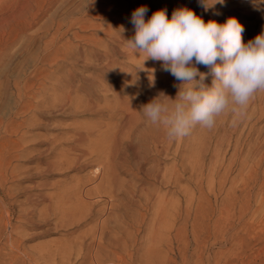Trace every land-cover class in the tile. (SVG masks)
<instances>
[{
  "label": "rangeland",
  "instance_id": "obj_1",
  "mask_svg": "<svg viewBox=\"0 0 264 264\" xmlns=\"http://www.w3.org/2000/svg\"><path fill=\"white\" fill-rule=\"evenodd\" d=\"M181 1L183 0H139L133 3L132 0H0V249L2 248L0 260L3 261L1 264H9L13 240L23 242L35 255L41 249L45 253L54 251L82 237H86L87 242L91 241L87 234L95 228L101 219L100 216L92 219L82 216L65 221V215L61 210L64 209L70 192L83 187L90 178L95 177L96 173L93 172L96 163H99L98 155H82L83 151L77 149L79 146L76 137L80 132L94 131L95 136L89 141V145L96 143L95 145L104 151L108 147L106 133L108 134L107 123L111 116L107 98L115 99V89L121 87L122 83L132 79L138 82L140 79L141 56L128 46L127 41L135 34L131 23L133 11L141 6L146 7L147 20L155 11L165 9L171 18L173 11L178 8L187 7L193 10L198 0H184V3ZM93 2H100L105 9L104 12L89 13V5ZM125 4L129 7L127 8ZM234 12L243 25L254 24L259 13L264 12V0H248ZM37 13L38 18L35 16ZM54 19L66 20V30L73 24L69 34L64 38V42L72 39L73 48H64L63 43L59 42L56 60L54 56H45L51 50L57 49L52 45L46 46L51 36L44 29L37 33L47 22ZM31 22H34V25L29 27L28 23ZM261 25L264 26V21L254 27L255 30ZM82 26L86 27V30L82 29ZM75 31L81 33L82 38H73ZM251 39L253 38L247 37L244 41ZM88 49L103 55L109 53V56L98 58L90 53L87 59L76 57ZM124 51L126 54H123ZM110 56L117 61L113 70L116 74L112 73L113 75L108 74L104 68L107 58L111 59ZM108 80L113 81L114 85ZM211 82L212 77L209 76L205 83L210 86ZM233 115L231 113L226 122L227 129ZM119 118L120 116H117L113 121L117 122ZM215 144L211 145V153L206 159L207 169L204 176H201V172L194 174L190 168L180 180L163 186L165 191H170L173 195L170 197L176 204L181 202L187 207L190 204L191 193L199 184L188 230L184 232L187 235L184 237L181 234V238H175V232H172L171 240L169 237L163 239L166 242L157 239L155 251L151 249L155 253L151 254L147 252L149 248L147 244L150 243L146 231L132 237L133 240L128 241V246L131 253L136 252L133 261L130 260L133 263L137 262L134 264H146L153 258H158L156 259L158 264H186V259H190L191 264H196L198 255L207 257L218 252L219 255L233 256L239 251V246H233L230 242L228 245L223 243L224 236L231 237L233 230L232 223L222 215V208L229 199L220 190L219 177L215 180V185L214 181H211L212 167L215 164L212 150L215 149ZM129 147L130 144H126V148ZM182 153L186 154L187 150H183ZM157 161L162 166L170 167L177 160L173 154L152 157L146 164L140 166L141 171L150 172L151 177H154L156 167L153 166H156ZM239 175L238 168L233 171L231 177L237 178ZM122 177L128 179V172ZM151 177L147 185L153 183ZM95 200L97 198L91 201ZM106 205L107 202L101 204L103 207ZM229 208L232 213L231 205ZM142 213L146 214V211L142 209ZM229 213L226 215L231 217ZM123 219L121 225L129 228L127 225L131 222V214ZM139 228L137 224L135 230ZM240 233L243 237L250 234L256 239L263 235L260 227L250 231L242 230ZM158 248L163 251L160 252ZM75 254L65 259L60 254L53 262L79 264ZM105 264L117 263L108 258Z\"/></svg>",
  "mask_w": 264,
  "mask_h": 264
},
{
  "label": "bare ground",
  "instance_id": "obj_2",
  "mask_svg": "<svg viewBox=\"0 0 264 264\" xmlns=\"http://www.w3.org/2000/svg\"><path fill=\"white\" fill-rule=\"evenodd\" d=\"M137 1L139 0H132L133 3ZM247 1L224 0L223 4L217 3L214 7L205 10L201 4V0H198L195 2L193 10L198 15H202L205 21L215 19L217 22L223 23L229 17H236L237 14L234 10L243 6ZM209 2H212V0H209ZM181 3H184V0ZM125 6L129 7L127 4ZM103 10L105 9L100 2H93L89 5V13L104 12ZM35 16L38 18V13ZM225 16L229 17L226 18ZM66 18L69 19L68 17ZM262 21H264V12L259 13V17L254 24L249 23L248 25H244V40L247 37L254 38L257 34L264 31V26L262 25L259 26L258 30L254 28ZM28 24L31 27L34 25V22ZM72 26L73 24L66 30V20L54 19L47 22L37 33L44 29L51 36V40L47 41V47H51L50 45H52V47L57 48L60 42L63 43L62 46L64 48H69L73 45L72 39H67L64 42V38L66 34H69ZM82 27V29L86 30V27ZM73 38H82V35L78 31H75ZM75 49L76 47L73 50ZM58 52L57 48L56 51L51 50L45 56H54L55 58ZM125 52L123 54H126ZM90 53L95 54L94 56L98 58L109 56V53L103 55L95 53L93 49H88L84 50V54H77L76 57L87 59ZM110 57L111 59L107 58V62L104 65L108 74L114 73L113 70L117 62L114 57ZM143 59L144 57L141 56L140 66H142V73H140L139 81H132L134 79L128 80L125 83L121 81V87L115 89V99L111 100L107 98L108 108L111 111L110 121L107 123L108 134L106 133V144H108V147L103 151L102 148L95 145L96 143L89 145V141H92V138L95 136L94 131L80 132L76 137L79 146L77 149H81L84 153L79 154L85 156L98 155L97 160L99 163H96L97 166L95 172H93L94 174L96 173L95 177L90 178L86 184H83V187H78V189L76 188L77 190L70 192L68 200L66 202L64 201L65 199L63 200L65 207L63 206L64 209L62 208L61 210H63L62 212L65 215V221L82 216H86V219L100 216L101 219L95 228L87 234L91 237V241L87 242L86 237H82L77 241L73 240V242L67 244L65 247H58L54 251L45 253L41 249L35 255L24 246L23 242L13 240L10 246L12 247V256L9 264H54L53 259L56 261L58 255L61 254L62 258L65 259L73 253L77 254L76 258L79 264H105L108 258H111L117 264H134L137 263L132 262L136 252L131 253L128 246V241H131L132 237L145 233V231L147 232V240L150 243V245L147 244L149 246L147 249L148 254H151V249L155 251L154 245L157 239L166 242L163 239L169 237L168 239L171 240L172 232H175V238H181V234L185 237L187 233L184 234V232L188 230L189 220L196 200V189L199 184L191 193L190 204L187 207H184L181 202L178 203L179 205L176 204L173 198L170 197L173 195H171L170 191H165L163 186L174 184L190 168L194 174L201 172V176H204V172L207 169L206 159H208L211 153V145L214 143L216 144L212 153L214 154L215 164L212 167L213 179L211 181L213 180L215 185V180L219 177L218 184L220 190L229 199L228 203L224 202L222 215L232 223L231 229L233 230L231 237L224 236L223 243L224 245H228L230 242L233 246H239L240 249L233 256L219 255L218 252L209 254L207 257L205 255H198L196 264H264V91H259L253 96L244 115H233V120L228 125L229 129L226 128V122L232 113L230 110L231 106L216 118L213 128L208 129L197 125L191 129L189 135L170 140L163 126L158 124L153 125L145 117L142 107L160 94L161 99L164 98L163 94L175 99L179 91L176 85L179 82L175 81L170 73L163 70L161 61L148 59L143 64ZM196 67L202 73L209 71L204 65H196ZM208 77H206V80ZM108 81L111 85H114L113 81ZM19 89L22 90V88ZM124 93L127 94L125 95ZM117 116H120V118L117 122H114L113 120ZM261 123L262 125H260ZM224 131L225 133H223ZM126 144H130L129 149L126 148ZM184 147L187 150L186 154L182 153L185 150ZM169 154L174 155L177 160L176 163L170 167H165L160 165L159 161L155 162L156 166H153L156 167V170H153L155 172L154 177H151L152 174L150 172L145 173L141 171L140 166L146 164L152 157L168 156ZM238 168L240 169L239 177L232 178L233 171ZM126 172L129 174L128 179L122 177ZM150 177L153 178V183L147 185ZM201 182L202 180L199 181V183ZM229 182H231L230 186ZM68 189L70 190V188ZM94 198H97V200L91 201ZM227 198L226 200L228 201ZM105 202H107V205L101 206ZM229 205L232 207V213ZM142 209L146 211V214L142 213ZM229 212L231 213V217L226 215ZM128 214H131V222L127 225L129 228L121 225V222L124 220L123 217H128ZM30 215L32 216V214ZM137 224L140 228L135 230ZM255 227H260L263 232V235L258 239L253 238L250 234L243 237L240 233L242 230L250 231V229H254ZM83 233L85 234L86 232L84 231ZM6 238L9 237L6 236ZM159 251L162 252L163 249ZM142 257L143 259L145 258L144 256ZM153 259H149L146 264H158L156 262L158 258ZM186 260V264H191L190 259ZM63 263L66 264V262Z\"/></svg>",
  "mask_w": 264,
  "mask_h": 264
},
{
  "label": "clouds",
  "instance_id": "obj_3",
  "mask_svg": "<svg viewBox=\"0 0 264 264\" xmlns=\"http://www.w3.org/2000/svg\"><path fill=\"white\" fill-rule=\"evenodd\" d=\"M224 0H201L205 10ZM148 9L132 13L135 29L128 46L146 60L161 61L179 88L172 99L153 98L142 111L153 125H161L168 138L190 134L197 125L211 129L216 118L231 106L235 116L244 115L253 96L264 91V31L245 42L244 25L232 16L225 22L205 21L194 10L182 7L171 18L165 9L145 19ZM196 65L209 69L202 73ZM211 76L209 86L206 77ZM199 77V79H197Z\"/></svg>",
  "mask_w": 264,
  "mask_h": 264
}]
</instances>
